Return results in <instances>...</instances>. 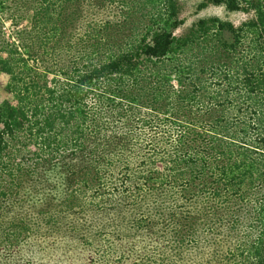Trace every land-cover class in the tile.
<instances>
[{"label":"trees","instance_id":"trees-1","mask_svg":"<svg viewBox=\"0 0 264 264\" xmlns=\"http://www.w3.org/2000/svg\"><path fill=\"white\" fill-rule=\"evenodd\" d=\"M21 2L31 24L17 28L15 40L1 39L0 71L10 75L18 104L5 123L0 108V220L31 232L24 206L39 213L36 223L79 229L74 215L83 209L87 241L76 243L85 256L95 254L91 263L114 264L96 235L106 214L121 221L135 211L123 242L143 233L162 250H130L117 264H192L181 254L184 240L212 213L206 238L221 234L226 256L206 253L209 261L264 264V0H204L200 8L224 5L246 17L239 24L201 18L183 34L176 33L185 24L179 0ZM35 35L41 48L68 45L74 64L52 72L33 65L40 61ZM134 143L163 152L167 166L160 172L159 163L155 175L162 182L133 185L119 176L114 159ZM62 157L80 162L59 172L68 174L63 192L75 185L73 199L59 210L46 201L30 205L45 193L44 182L31 181L34 171ZM87 189L95 197L82 204L78 195L80 205L75 195Z\"/></svg>","mask_w":264,"mask_h":264},{"label":"rangeland","instance_id":"rangeland-1","mask_svg":"<svg viewBox=\"0 0 264 264\" xmlns=\"http://www.w3.org/2000/svg\"><path fill=\"white\" fill-rule=\"evenodd\" d=\"M203 1L204 0H179L180 16L184 18L185 24L180 27L176 31V33H185L194 22L201 18L214 16L219 17L223 20L232 21L235 24H239L246 17L243 12L230 11L224 5L210 4L205 8H200V4ZM9 8L12 9L11 14L17 15V19L20 24L19 27L16 26L15 21H12L11 18H7V14L10 12ZM31 15L32 13L26 11V7L23 6L21 0H6L4 3H0V19L3 23V31L0 30L1 55H5L4 45H2V42L4 41L1 39L6 38V40H15L16 38L12 39L14 32L17 28H21L23 26L31 24ZM98 17L103 18V16H101L100 14L98 15ZM52 27L53 26L50 27V30L52 29ZM59 32H62L61 25L59 28ZM34 39L36 49L40 50L34 58L37 60L39 59L40 61H37L36 63L34 62L33 65L39 66L42 69L52 72V70L54 69L60 70L62 66L74 64L75 61H73V51H70L68 45L66 48H64V46H66L65 43L59 46L56 45L57 48L55 51H53L49 46H44L43 48H41L39 45L40 40L36 35ZM49 45H51V43ZM25 51L27 52L28 50H23L24 53ZM58 72H56L55 74L57 75ZM55 74L51 75L50 78H54ZM9 85L10 75L3 71H0V108L2 109L4 114V123L9 120H14V115L16 113L15 108L18 104L17 97L10 91ZM4 127L5 124H0V131L3 130ZM145 128L150 127L145 125L143 131H146ZM15 130V135L18 139L19 137L17 136L20 135L21 129L15 126ZM12 136L13 135H11V137ZM9 137L10 136H8V138ZM72 147L73 143H71L67 148L71 150ZM31 148L32 147H30V150ZM67 148H65L64 150L69 153V150ZM157 150V148L151 145V151H149V148L142 146L141 143H134L129 149H124V151L120 153V159H114V163L118 164L117 171H119L120 173L119 176H129L131 178L130 182L133 185L146 184V181L147 184H149L151 181L157 183L162 182L161 180H158L160 179L159 177L156 179L155 175L157 174L156 172L159 168V163L162 164L160 172H163L162 169L166 168L167 164H165V162L161 159V157L163 156V152H158ZM19 158L21 157H17V160H19ZM64 158L65 157H62L60 161L55 160L53 161V163L49 162V165L47 166H43L44 163H42V168L38 166L34 171L35 173L31 176V181L33 182L36 179H39L44 182L45 193L44 197H37V200H31L32 202L30 203V205L32 203L36 204L41 201H46L48 203H55L57 205V210H59V208L61 209V204H59V202L63 200L70 201L73 199V196L77 191L75 185L73 184L70 186L71 191L68 190V185H66L65 188L67 190L63 192V187L67 183V172L71 170L76 162H80H78V160L76 159L71 158H66L64 162ZM62 169H65L67 172L59 173L60 171H62ZM147 177L152 178V180L149 181ZM94 193V190L91 189H87L83 192H77V194L75 195V200L79 195V200L82 201V204L87 203L95 197L96 193ZM28 200H30V198L27 197L26 201ZM80 201L79 203L81 205ZM100 203L101 200H97L98 206L100 205ZM212 203L213 200L210 198L209 204ZM20 211L22 212V214L26 215L25 217L31 224L32 231L27 234L25 232L22 233L24 231L23 228H14L9 225L7 226L0 220V264L95 263H91V260L93 261L95 259V254L93 253L85 256L84 254H89L85 245L76 243L78 241H87L86 237L83 236V234L87 233V229L89 227L84 223V218H86V216H89L88 212H83L82 209L80 212L74 215V217L79 219L83 224L81 228L75 229L70 225L62 226L60 224L56 225V223H54L53 226L48 225L46 227V223H36V219L38 217L40 219L41 217L39 216L38 212H29L24 206L21 207ZM104 213H106L105 210ZM127 214L128 215L126 217L121 218V221L120 219H118L117 221H112V219L106 214V221L104 222L105 225L96 235L100 237L96 238L97 242L100 243L101 240H104V245L108 249H110L111 253H113V256L110 257L114 264H117L116 257H119L118 255H126V253L128 254L130 250H134L136 255H140L144 252L145 249H148V251H146V253L144 254L149 253V250H151L153 254L162 250L161 247L159 248L155 243L150 242L149 239L143 235V233L140 234L137 232H133L129 241L123 242L122 239L124 238L125 232H129L127 231L129 227L133 228V221H135L136 218L135 211L129 212ZM193 216L194 218L192 220H197V215ZM203 218L204 219L200 224L197 221L195 222V226H199L200 228H193L188 232L186 236L187 238L186 240H184V251L182 250L181 254H185V256L190 259V263L192 264H218L217 262L209 261L207 259V256L209 255H206V253H216L221 254V256L223 257L226 256L225 253L220 252L221 247L226 244V242L220 240L221 234L218 235L216 240H214L213 238H206L210 233L208 232L210 227H204L205 223L210 222L211 224L215 220V218L212 213L204 214ZM13 234H20L21 237L15 238ZM97 248H99V246ZM161 254L169 255L171 253L169 251L168 253ZM192 258H194V260ZM224 261H221L220 264H225Z\"/></svg>","mask_w":264,"mask_h":264},{"label":"bare ground","instance_id":"bare-ground-1","mask_svg":"<svg viewBox=\"0 0 264 264\" xmlns=\"http://www.w3.org/2000/svg\"><path fill=\"white\" fill-rule=\"evenodd\" d=\"M63 6V5H62ZM248 16V15H247ZM250 22V21H249Z\"/></svg>","mask_w":264,"mask_h":264}]
</instances>
